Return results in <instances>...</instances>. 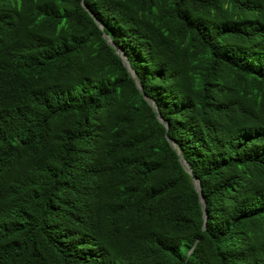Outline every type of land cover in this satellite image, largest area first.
Returning a JSON list of instances; mask_svg holds the SVG:
<instances>
[{"label":"trees","instance_id":"trees-1","mask_svg":"<svg viewBox=\"0 0 264 264\" xmlns=\"http://www.w3.org/2000/svg\"><path fill=\"white\" fill-rule=\"evenodd\" d=\"M0 264H264V0H0Z\"/></svg>","mask_w":264,"mask_h":264},{"label":"water","instance_id":"water-1","mask_svg":"<svg viewBox=\"0 0 264 264\" xmlns=\"http://www.w3.org/2000/svg\"><path fill=\"white\" fill-rule=\"evenodd\" d=\"M83 7H84L85 9H87L85 5H83ZM100 28H103V27L100 26ZM109 43H111V42L109 41ZM116 53H117V55L119 56V58L122 60L124 66H125L126 69L129 71L130 75H131L132 77H135V74H134V72L131 70V68H130V66H129V63H128L127 59L125 58L123 52H122L121 50H119L118 48H116ZM135 82L137 83V85H139L137 81H135ZM160 122L163 123V120H162L161 118H160ZM173 148H174V149L177 151V153L180 155V153H179V151L176 149V147L173 146ZM180 161H181V165H182L183 169L185 170V172H186L189 176H191L192 184H193L194 188L196 189V191H197L198 194H199V202H200L201 205H202V209H203V218H204V220H205L206 217H207V213H206V211H205V207H204L205 203H204L203 197H202V195H201V191H200V182H199V180H198L197 178H195V177L192 176V171H191V169L189 168V165L186 163V161H185L181 156H180ZM203 228H204V227H203Z\"/></svg>","mask_w":264,"mask_h":264}]
</instances>
